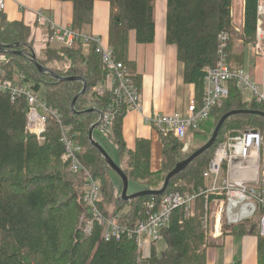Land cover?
Wrapping results in <instances>:
<instances>
[{
    "label": "trees",
    "instance_id": "obj_1",
    "mask_svg": "<svg viewBox=\"0 0 264 264\" xmlns=\"http://www.w3.org/2000/svg\"><path fill=\"white\" fill-rule=\"evenodd\" d=\"M70 1L74 4L72 27L85 31L93 23L95 3L100 0ZM104 1L111 4L107 43L116 58L129 67L141 89L142 77L128 57L129 33L135 30L139 43L155 40V0ZM259 1L245 0L244 25L238 36L247 43L256 40ZM231 11L232 0H168L167 41L177 45L178 59L184 64V82L194 83L198 104L203 95L206 68L214 67L218 58V34L222 30L235 33ZM33 54L49 72L39 70ZM2 55L5 60H0V66L5 75L13 77L18 70L24 75V82L36 91H43L44 100L62 114L63 123L73 127L75 139L82 146L81 160L101 181L99 208L106 216L126 210L121 214L123 221L133 222L142 215L147 201L159 202L165 194L175 190L184 192L191 185L204 187L205 168L219 143L232 133L256 128L262 134L264 145L263 116L232 115L226 119L214 145L174 176L163 195L124 200L120 176L89 138L90 128L99 124L113 96L110 88H97L104 82L105 72L95 49L90 47L85 51L81 42L55 47L48 39L47 45L38 52L31 27L21 20H7L0 11ZM230 62L235 66L231 55ZM66 77L80 79H62ZM84 82L87 90L72 108L73 99L82 91ZM89 108L95 110L86 112ZM234 109L264 111V105L256 98L245 100L236 80H231L229 95L223 104L213 109L199 130L190 132L193 144L188 152L181 151L182 144L174 136L160 134L163 160L158 170L152 169L149 139L138 138L134 150L127 148L123 136L125 109L116 114L104 136L116 147L119 158L116 162L129 182L142 184L141 189H160L167 173L206 143L222 115ZM27 110L25 97L12 101L8 93L0 92V264H207L204 246L215 245V241L204 227V197L195 201V213L191 216L183 208L173 212L162 231L164 248L159 250L153 245L151 255L146 258L140 255L134 239L105 240L102 225L95 224L92 235L88 236L85 225L91 216L84 202L86 180L62 160L60 123L49 114L43 138L39 139L26 129ZM113 172L119 176L120 183L114 181ZM259 220L260 217L231 224L223 222L222 235L243 236L250 232L257 235L258 264H264V236L258 230Z\"/></svg>",
    "mask_w": 264,
    "mask_h": 264
},
{
    "label": "built area",
    "instance_id": "obj_2",
    "mask_svg": "<svg viewBox=\"0 0 264 264\" xmlns=\"http://www.w3.org/2000/svg\"><path fill=\"white\" fill-rule=\"evenodd\" d=\"M7 2L8 0H0V11L6 10ZM36 13L37 21L50 30L48 38L50 42L68 47L81 42L85 51L93 47L100 55L105 72V88H110L113 96L108 107L102 112L97 126L99 133L104 135L110 129L116 114L122 110L125 109L127 113L133 109H142L140 88L135 83L129 67L116 58L104 37L76 30L72 25H62L46 15L43 9ZM231 15L233 16V11ZM242 27H236L235 31L241 32ZM233 34L228 30H222L218 34V58L214 67L206 68L201 103L198 104L195 98L187 105L185 111L155 112L150 118L152 126L161 135L165 137L172 135L181 142L183 153L188 152L192 146L193 138L190 132L199 130L203 122L211 116L213 109L220 107L228 97L231 80H236L242 93L249 89L252 97L264 105V91L252 81L251 74L245 68L233 66L230 62L229 45ZM253 53L264 58V0L259 1L257 9ZM0 60L4 61L5 56L2 55ZM0 92L8 93L12 101L25 97L28 105L26 129L39 139L43 138L49 114L60 123L61 142L64 146L62 160L68 164L70 170L82 173L86 180L84 202L91 216L85 225L88 235L92 234L95 224L102 225L105 240L134 239L141 256L146 258L151 255L153 245L162 238V231L171 221L173 212L183 208L187 216L193 215L196 199L206 194L207 204L213 201L217 204L211 225L206 217L205 226L211 236L222 235L223 214L227 201L256 202L261 209L258 230L264 236V145L258 129H242L219 143L203 172L207 183L204 188L194 187L193 190L184 192L175 190L165 194L159 202L147 201L142 215L133 222H126L123 221L121 214L106 216L101 212L99 208L101 181L91 174L81 160L82 146L76 141L71 126L63 123L62 114L47 104L40 91L33 89L30 83L24 82L23 74H20L18 79L8 77L0 66ZM210 196H214L212 201Z\"/></svg>",
    "mask_w": 264,
    "mask_h": 264
},
{
    "label": "crops",
    "instance_id": "obj_3",
    "mask_svg": "<svg viewBox=\"0 0 264 264\" xmlns=\"http://www.w3.org/2000/svg\"><path fill=\"white\" fill-rule=\"evenodd\" d=\"M167 4L168 0H155L156 32L153 42L139 43L135 30L130 31L128 41V57L135 64L136 73L142 77L140 89L142 109H133L126 113L123 120V136L127 148L132 150L135 149L138 138L149 139L152 142L153 170L160 169L162 165L163 143L160 133L152 126L150 118L155 112L185 111L187 105L196 98L194 83L184 82V64L178 59L177 45L167 41ZM40 9L58 23L65 26L72 25L74 4L70 0H8L6 10L3 12L7 20H21L29 25L34 34L35 45L43 48L47 45L50 30L37 21L36 12ZM110 10V2L97 1L93 23L85 31L101 35L107 41ZM232 11L235 28L243 26L245 0H232ZM239 33L235 31L230 41L229 57L231 55L235 66L245 68L251 74L252 81L264 91V58L254 55L253 43L245 42L238 36ZM104 86L105 82L99 84L97 88L103 90ZM243 95L247 101L253 98L249 89L243 92ZM138 190L135 189L133 192ZM248 202L251 204L245 208L244 214L247 218L244 219L258 220L261 209L256 202ZM228 203L227 201L223 222L231 224L242 220H228ZM214 241L215 245L206 249L207 264H258V237L252 232L243 236L229 234L216 236Z\"/></svg>",
    "mask_w": 264,
    "mask_h": 264
},
{
    "label": "water",
    "instance_id": "obj_4",
    "mask_svg": "<svg viewBox=\"0 0 264 264\" xmlns=\"http://www.w3.org/2000/svg\"><path fill=\"white\" fill-rule=\"evenodd\" d=\"M36 57H37L36 54L32 55V59L35 62V64L37 65V67L39 68V70L43 71V72H49L48 68L41 65L37 61ZM62 79H64V80H76V79H80V78L79 77H66V78H62ZM86 90H87V83L84 82V87H83L82 91L79 94H77L75 96V98L73 99L72 108H75V104L77 102V99L79 98L80 95L85 93ZM94 110H95V108H89L85 111L90 112V111H94ZM240 113L259 114V115L264 117V111L263 110H254V109H234V110H230V111L224 113L222 115V117L219 119V121L217 122L209 140L206 143H204L203 145L199 146L197 149H195L187 158L179 161L175 165V167L167 173V175L165 177L164 184H163L162 188H160V189H141V190L129 193V178H128L127 174L120 167V165L116 162V160H114L109 155V153L106 151V149L102 146V144L94 136V130L98 126V123L94 124L90 128L89 138H90L92 144L97 149H99L100 152L103 154V156L106 158L110 167L120 176V178L123 182V188H122L121 196L124 200H132V199L137 198V197H144V196H150V195L160 196L166 192V190L170 184L171 179L175 175H177L178 173L183 171L193 160H195L197 157L202 155L204 152H206L209 148H211L214 145V143L216 142L217 137L219 135V132H220L223 124L225 123L226 119L232 115L240 114ZM252 229H253V227H252Z\"/></svg>",
    "mask_w": 264,
    "mask_h": 264
},
{
    "label": "rangeland",
    "instance_id": "obj_5",
    "mask_svg": "<svg viewBox=\"0 0 264 264\" xmlns=\"http://www.w3.org/2000/svg\"><path fill=\"white\" fill-rule=\"evenodd\" d=\"M235 34H233V37H234ZM232 37V39H233ZM53 46L55 47H59V46H62V44L60 43H51ZM45 47V46H44ZM35 49L40 52L42 50V48L39 47V45H35ZM14 78L18 79L20 77V74H19V71L18 70H15V74L13 76ZM40 93L42 94L43 96V91H40ZM249 94V93H247ZM94 136L97 137L96 139L99 140V142L102 144V146L106 149V151L109 153V155L116 161H118V153H117V149L115 148L114 145H112V143L106 139V137L99 133L97 129L94 130ZM116 150V151H115ZM112 177L114 179V181L116 183H120V178L117 174H115L114 172L112 173ZM207 184V183H206ZM205 184V186H206ZM204 186V187H205ZM143 187L142 184L140 183H136L134 181H130L129 182V191L130 192H133L135 189H141ZM202 187V188H204ZM194 189V186L191 185L190 186V189L188 190H193ZM204 197L205 199V210H206V213H205V217H204V224H206V217H208V223L209 225H211L212 223V215H213V212L217 209V204L215 203V201L210 202L209 204H207L206 200H207V197H206V194H203V195H200L199 197ZM198 197V198H199ZM249 204H251V202H248V201H240V202H234V201H229L228 203V208H227V217H228V220L229 221H233V220H238V219H244V218H247V216L244 214L245 212V208L246 206H248ZM207 208H208V211H207ZM235 209V210H234ZM212 210V212H211ZM126 210L118 213V214H122L123 212H125ZM208 213V214H207ZM205 229H206V233L209 237H213L211 236L209 233H208V230L206 228V226L204 225ZM87 234V233H86ZM88 235V234H87ZM155 246L157 247V249L160 250V248L163 249V247L165 246L164 242H163V239H161L160 241H158ZM208 246H204L205 249H207ZM141 255V254H140Z\"/></svg>",
    "mask_w": 264,
    "mask_h": 264
},
{
    "label": "bare ground",
    "instance_id": "obj_6",
    "mask_svg": "<svg viewBox=\"0 0 264 264\" xmlns=\"http://www.w3.org/2000/svg\"><path fill=\"white\" fill-rule=\"evenodd\" d=\"M244 36V35H243ZM233 83V82H232ZM197 90V89H196ZM68 125V124H67ZM73 128V127H72ZM60 129H61V127H60ZM73 131V130H72ZM106 133V132H105ZM162 138V137H161ZM185 170V169H184ZM92 172V171H91ZM92 174V173H91ZM175 177H176V175H175ZM100 180V179H99ZM172 180V179H171ZM169 185H171V184H169ZM198 188V187H197ZM159 189V188H158ZM180 189V188H179ZM180 191V190H179ZM186 191V190H185ZM180 192H182V191H180ZM203 197V196H202ZM212 196H210V198H211ZM158 198V197H157ZM200 198V197H199ZM198 200V198L196 199V201ZM160 201V200H159ZM211 201H212V199H211ZM213 203V202H212ZM206 205V204H205ZM235 210V209H234ZM207 211H208V208H207ZM184 212H185V210H184ZM209 212V211H208ZM211 212H212V210H211ZM103 213V212H102ZM123 214V213H122ZM205 214V213H204ZM203 214V215H204ZM208 214V213H207ZM87 216V215H86ZM110 216V215H109ZM90 217V216H89ZM88 217V218H89ZM205 217V216H204ZM85 220V219H84ZM87 221V220H86ZM86 223V222H85ZM95 229V228H94ZM94 231V230H93ZM92 235V234H91ZM89 236V235H88Z\"/></svg>",
    "mask_w": 264,
    "mask_h": 264
}]
</instances>
